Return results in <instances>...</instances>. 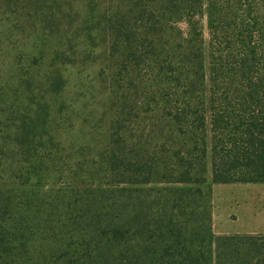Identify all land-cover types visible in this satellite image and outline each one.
<instances>
[{
	"label": "trees",
	"instance_id": "obj_1",
	"mask_svg": "<svg viewBox=\"0 0 264 264\" xmlns=\"http://www.w3.org/2000/svg\"><path fill=\"white\" fill-rule=\"evenodd\" d=\"M207 169L264 185V0H0V264H264L214 235Z\"/></svg>",
	"mask_w": 264,
	"mask_h": 264
},
{
	"label": "rangeland",
	"instance_id": "obj_2",
	"mask_svg": "<svg viewBox=\"0 0 264 264\" xmlns=\"http://www.w3.org/2000/svg\"><path fill=\"white\" fill-rule=\"evenodd\" d=\"M204 40L206 41V37ZM61 74L65 82L62 100L68 108L65 116H69V118L70 116H78L77 121L74 122L75 131L79 130V133L86 132L93 128L91 126L95 125L104 112V104L100 97L102 93L99 95L100 88L94 85L96 83L93 81L95 78L94 73H90V71L80 73L74 68L64 67L61 69ZM70 124L71 121L69 126ZM72 129L73 127H70V130H66L69 137ZM99 132H102V129H99ZM206 177L205 187L210 189L213 197V233L216 235L226 233V231L235 229V227L238 228L243 212L241 208L242 194L235 193L230 188L219 189L214 185H210L209 169H207Z\"/></svg>",
	"mask_w": 264,
	"mask_h": 264
},
{
	"label": "crops",
	"instance_id": "obj_3",
	"mask_svg": "<svg viewBox=\"0 0 264 264\" xmlns=\"http://www.w3.org/2000/svg\"><path fill=\"white\" fill-rule=\"evenodd\" d=\"M215 187L219 189H233L235 193H240L243 197L241 202L243 210L241 213L242 220L238 228L235 227V229L226 231V233L216 235H264V185H215ZM212 219L211 217V224Z\"/></svg>",
	"mask_w": 264,
	"mask_h": 264
}]
</instances>
